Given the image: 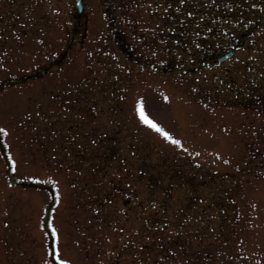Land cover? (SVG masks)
<instances>
[{
  "label": "rangeland",
  "instance_id": "1",
  "mask_svg": "<svg viewBox=\"0 0 264 264\" xmlns=\"http://www.w3.org/2000/svg\"><path fill=\"white\" fill-rule=\"evenodd\" d=\"M83 2L0 0V264H264V20L226 19L235 0Z\"/></svg>",
  "mask_w": 264,
  "mask_h": 264
},
{
  "label": "snow or ice",
  "instance_id": "2",
  "mask_svg": "<svg viewBox=\"0 0 264 264\" xmlns=\"http://www.w3.org/2000/svg\"><path fill=\"white\" fill-rule=\"evenodd\" d=\"M181 2H183V0H181ZM189 14L191 15V13H189ZM137 108H138V112H139V117L144 124L149 125L151 128L155 129L158 133H160L163 137H165L166 139H168L172 143L177 144V145L181 144L180 140L174 139L173 135L170 132L166 131L155 120L149 118V116L145 113V110H144L142 103H138ZM5 131H6V129L0 128V132H5ZM60 264H68V262L61 260Z\"/></svg>",
  "mask_w": 264,
  "mask_h": 264
},
{
  "label": "water",
  "instance_id": "3",
  "mask_svg": "<svg viewBox=\"0 0 264 264\" xmlns=\"http://www.w3.org/2000/svg\"><path fill=\"white\" fill-rule=\"evenodd\" d=\"M75 10L79 14L82 13V11H83V2H82V0H75ZM232 52L233 51H230V52L224 54L223 56H221L219 58V60H222V59L228 57ZM42 72H43V70L40 71V73H42ZM11 80L14 81L15 78H12ZM3 147L5 148V146H3ZM7 175H8V179H9V181L11 183H20V181L14 179L10 169L7 170ZM52 205H53V202H51V204L47 207V209L45 210L44 216H43V223H44V227H45L46 230H48V228H49L48 216H49L50 210L52 208Z\"/></svg>",
  "mask_w": 264,
  "mask_h": 264
},
{
  "label": "flooded vegetation",
  "instance_id": "4",
  "mask_svg": "<svg viewBox=\"0 0 264 264\" xmlns=\"http://www.w3.org/2000/svg\"><path fill=\"white\" fill-rule=\"evenodd\" d=\"M263 1V0H261ZM262 14H264V10H262L259 14H255L256 16L253 17V22L252 24L255 26L257 24V22H260L261 21V18L260 16H262ZM256 21V22H255ZM120 48V50H122L123 53L127 54V55H132V51L131 49L129 50L128 48V45L124 43V40H123V43L121 45L118 46ZM201 66H191L190 68L191 69H196V68H200ZM167 70V69H166ZM91 156L89 155L88 159H90Z\"/></svg>",
  "mask_w": 264,
  "mask_h": 264
}]
</instances>
